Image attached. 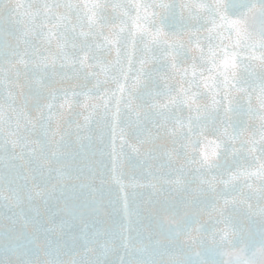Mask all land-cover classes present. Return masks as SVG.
<instances>
[{
    "label": "snow or ice",
    "instance_id": "obj_1",
    "mask_svg": "<svg viewBox=\"0 0 264 264\" xmlns=\"http://www.w3.org/2000/svg\"><path fill=\"white\" fill-rule=\"evenodd\" d=\"M0 264H264V0H0Z\"/></svg>",
    "mask_w": 264,
    "mask_h": 264
},
{
    "label": "water",
    "instance_id": "obj_2",
    "mask_svg": "<svg viewBox=\"0 0 264 264\" xmlns=\"http://www.w3.org/2000/svg\"><path fill=\"white\" fill-rule=\"evenodd\" d=\"M226 259V258H225Z\"/></svg>",
    "mask_w": 264,
    "mask_h": 264
}]
</instances>
